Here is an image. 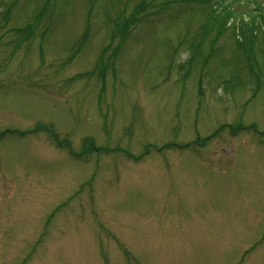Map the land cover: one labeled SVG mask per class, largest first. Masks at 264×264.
I'll use <instances>...</instances> for the list:
<instances>
[{
	"label": "rangeland",
	"instance_id": "374dc122",
	"mask_svg": "<svg viewBox=\"0 0 264 264\" xmlns=\"http://www.w3.org/2000/svg\"><path fill=\"white\" fill-rule=\"evenodd\" d=\"M0 264H264V0H0Z\"/></svg>",
	"mask_w": 264,
	"mask_h": 264
}]
</instances>
